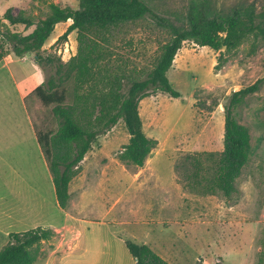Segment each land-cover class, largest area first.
Listing matches in <instances>:
<instances>
[{"label": "rangeland", "instance_id": "374dc122", "mask_svg": "<svg viewBox=\"0 0 264 264\" xmlns=\"http://www.w3.org/2000/svg\"><path fill=\"white\" fill-rule=\"evenodd\" d=\"M149 1L167 24L175 25L189 3ZM208 1L221 12L237 4H255L258 12L264 11V0ZM51 3L79 8L78 0H0V18L15 7L38 24L49 15ZM71 23L57 25L43 55L68 62L77 54L76 32L60 39ZM34 28L13 29L26 35ZM170 38L171 28L151 17L126 25L111 44V69L126 76L134 68L149 71ZM221 54L227 61L218 68ZM35 56L12 57L7 69L0 68V126L7 134L3 157L7 165L26 167L24 182H9V176L8 182H0V250L9 233L42 227L58 235L42 243L35 264H136L126 241L148 245L169 264H264L263 40L251 38L231 53L184 42L167 74L180 97L158 92L140 102L143 131L158 141L145 166L120 159L130 138L120 120L85 156L70 183L66 211L58 205L48 166L40 153L35 158L37 145L28 138L20 91L43 84L50 75L35 63ZM258 82V90L234 111L249 128L252 145L236 191L231 197L207 194L189 182L192 167L184 159L205 153L204 167L210 166L206 154L224 149L226 106L233 92ZM26 105L35 131L56 128L51 109L42 108L30 94Z\"/></svg>", "mask_w": 264, "mask_h": 264}, {"label": "trees", "instance_id": "16d2710c", "mask_svg": "<svg viewBox=\"0 0 264 264\" xmlns=\"http://www.w3.org/2000/svg\"><path fill=\"white\" fill-rule=\"evenodd\" d=\"M78 1V9L51 3L49 15L38 24L15 7L8 8L0 18V64L10 55L22 59L35 54L37 65L45 73L50 71L30 96L42 108L51 109L55 117L56 128L35 132L62 210L69 207L70 183L85 156L99 137L120 120L130 136L120 159L140 168L145 166L158 141L143 131L140 102L158 92L180 97L167 74L184 42L231 53L251 38L264 41V11L258 12L255 4H237L229 12H221L212 10L208 0H188L186 14L178 17L179 24L175 25L167 24L149 0ZM147 17L170 27V40L162 46L149 71L134 68L127 76L115 73L110 67L112 42L126 25ZM69 20L72 23L60 39L66 40L76 32L77 54L68 62L43 55L41 51L57 25ZM19 25L35 28L24 35L13 29ZM226 61L221 54L216 67ZM258 88L259 82L233 92L226 106L224 149L206 154L211 162L209 167H204L205 153L190 154L184 159V164L192 167L189 182L202 186L207 194L231 197L236 191V182L250 160L252 145L249 128L238 121L234 111ZM57 235L53 229L42 227L11 232L7 245L0 250V264H35L41 256L42 243ZM126 246L136 264H169L146 244L126 241Z\"/></svg>", "mask_w": 264, "mask_h": 264}, {"label": "crops", "instance_id": "0c3cea01", "mask_svg": "<svg viewBox=\"0 0 264 264\" xmlns=\"http://www.w3.org/2000/svg\"><path fill=\"white\" fill-rule=\"evenodd\" d=\"M68 25H71V24H68ZM12 57H14V56L10 55V56L6 57L5 60L0 64V68L3 67L4 69H7L8 66H9V64H11L12 62L15 61ZM17 59H21V58H17ZM14 82L15 81L13 80V83ZM38 84H39V82L38 83H34V85H31L29 87H25L24 86L23 87V91H20V94H21V97H22V101L24 103L23 113L25 115V118H26V121H27V124H28V128H29V132H28L29 137L28 138L32 141V143L34 142L35 145H37V148L35 150V153H36L35 154V158H37L38 157L37 154L40 153L39 156L42 159H44L46 165L48 166L47 161H46V158L44 156V153L42 152V149L40 147V144L38 143V139H37V136H36V132H35V129H34L33 124H32V119H31V117H30V115L28 113L27 105H26V97L38 86ZM13 85H16L17 86V84H13ZM1 130H2V127L0 126V182H8V180H7L8 176L12 178L9 182H24V176L22 174V171L26 167H24L22 164H19V165H17V164H11V165L5 164V158L3 157V154H4L5 150H4L3 147L5 146V143H6L7 134L1 133ZM83 162H84V160L82 161V163L80 165H83ZM29 167H31V166L27 165V168H29ZM48 169H49V167H48ZM7 171H10L11 173L8 174ZM49 172H50V170H49ZM50 174H51V172H50ZM51 178H52V175H51ZM52 181H53V179H52ZM34 228H36V227H34ZM34 228H32V229H34ZM5 231L7 232V229ZM54 231L56 232V230H54ZM6 235H7V233L4 234V237Z\"/></svg>", "mask_w": 264, "mask_h": 264}]
</instances>
